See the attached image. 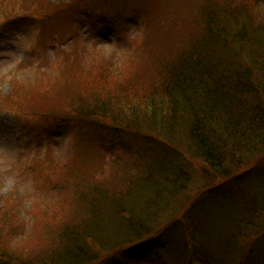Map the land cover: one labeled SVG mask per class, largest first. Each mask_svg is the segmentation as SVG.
<instances>
[{"label": "trees", "instance_id": "trees-1", "mask_svg": "<svg viewBox=\"0 0 264 264\" xmlns=\"http://www.w3.org/2000/svg\"><path fill=\"white\" fill-rule=\"evenodd\" d=\"M211 1L197 14L193 10L189 25L196 31L187 38L175 35L180 40L173 38L167 50L140 55L146 66L130 63L120 70L113 59H90L77 48L74 57L62 56L50 67L27 59L28 65L20 66L29 81L19 79L18 69L11 75L10 94L0 101L7 109L24 117L75 121L77 144L82 138L107 150L106 138L143 139L136 151L153 153L145 158L150 172L136 180L125 166L120 179L104 180L99 172L87 176L76 156H66L65 163L52 154L38 157V171L53 182L43 193L70 189L72 194L77 188L75 200L66 207L57 203L63 217L39 222L45 227L37 247L28 250L29 259L14 255L11 239L23 225L18 227L19 214L6 208L15 206L10 199L1 200L0 264H150L152 258L156 264H264V191L235 216L238 241L227 243L223 254L204 251L198 241L196 211L249 160L264 161V9L258 1ZM49 2L0 0V7L10 14L22 9L50 15ZM90 9L100 13L97 5ZM169 40L155 36L161 47ZM109 158L115 160L110 153ZM154 160L164 163V171L155 169ZM256 168L264 187V163ZM106 173L107 168L101 176ZM195 174L201 188L193 193L189 184ZM155 180L160 187L154 188Z\"/></svg>", "mask_w": 264, "mask_h": 264}, {"label": "rangeland", "instance_id": "rangeland-1", "mask_svg": "<svg viewBox=\"0 0 264 264\" xmlns=\"http://www.w3.org/2000/svg\"><path fill=\"white\" fill-rule=\"evenodd\" d=\"M244 1L246 4L258 1L264 9V0ZM77 2L50 0L49 3L53 5L50 15L34 11L26 13L22 9L10 14L0 7V101L9 96L8 80L17 69L22 74V76L19 74V79L24 78V81L31 79L25 67L20 66L23 62L28 65L27 59L31 60L30 65L37 66L43 63L50 67L59 64L62 56L74 57L76 49L79 48L78 53L90 59L103 56L106 59L105 63L107 58L113 59L115 66L120 70L130 63H136L138 67L146 66L147 63L139 59L140 55L148 56L152 48L167 50L175 35L187 38L196 31L189 25V22L193 23V10L197 14L203 6L212 1L118 0L114 6H110V3H96L95 0ZM93 5H97L100 13L94 15L90 12ZM90 14L92 16H89ZM155 36L170 40L165 47H161V44L155 41ZM146 41L149 45L143 51ZM142 70L140 68L136 71ZM37 82L48 84L47 80ZM1 106L5 105L0 102V201L10 199V203L15 206H7V210H15L19 214L18 227H22V224L24 230L21 229V232L12 236L11 248L14 255L22 259L23 256L29 259L28 250L37 247L38 238H41L38 237V232L45 227V224L41 225L39 222L44 218L51 222L55 215L58 218L63 217L57 203L65 204V207L71 204L75 200L74 192L78 190L72 188V194L70 189L59 193H43L44 188L51 187L53 182L46 180L44 174L38 171L36 163L38 157L43 158L48 154L60 159L76 156L82 159V162H75L76 165L82 167L87 176L99 172V178L105 177L104 180L120 179L122 169L126 170L125 167L131 174L130 176L126 170L127 176L135 180L145 171L150 172L147 165L150 160L145 158L146 153L153 152L136 151V144H142L143 139L141 142L130 143L120 141L118 138L114 141L106 138L107 150H102L96 144L86 143L82 138L78 145L73 132L75 121L59 122L35 116L24 117L6 107L7 110H4ZM85 134L88 133L85 131ZM147 148L148 144L144 149ZM108 153L115 159L114 161L112 158L107 161ZM66 160L67 158L62 160V163ZM165 160L168 161V158ZM154 161L157 162L156 166L154 165L155 169L164 171V163ZM257 162L264 163L263 157L259 160L256 158L249 160L247 164L241 166L219 184L216 196L208 199L207 203L196 211L194 218L197 229L199 226L198 241L204 251L212 249L217 255L219 252L223 254L227 243L231 245L238 241L239 235L236 233L239 229L233 227L236 222L235 216L245 213V209L256 197H261L264 191V187L261 186V172L256 168ZM118 166L121 167V172ZM105 168L108 173L101 176ZM261 170L264 172V168ZM151 173L155 174L154 171ZM35 176L40 188L36 186ZM141 182L145 183L143 180ZM160 186L161 183L155 180L154 188ZM189 186L191 187L189 191L193 193L200 190L196 174L191 178ZM202 209L204 210L200 212ZM9 214L12 215L11 212ZM185 240L177 238L178 242L183 241L186 244ZM38 249H41V246ZM23 251L25 253L22 254ZM164 258L169 260V253ZM150 264H156V258H152ZM225 264L232 263L225 261Z\"/></svg>", "mask_w": 264, "mask_h": 264}, {"label": "snow or ice", "instance_id": "snow-or-ice-1", "mask_svg": "<svg viewBox=\"0 0 264 264\" xmlns=\"http://www.w3.org/2000/svg\"><path fill=\"white\" fill-rule=\"evenodd\" d=\"M96 3H115L118 0H95Z\"/></svg>", "mask_w": 264, "mask_h": 264}]
</instances>
